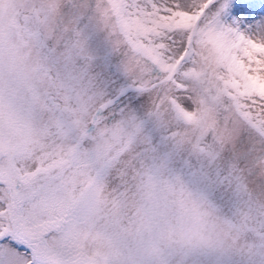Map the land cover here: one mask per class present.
<instances>
[{
	"label": "snow or ice",
	"instance_id": "snow-or-ice-1",
	"mask_svg": "<svg viewBox=\"0 0 264 264\" xmlns=\"http://www.w3.org/2000/svg\"><path fill=\"white\" fill-rule=\"evenodd\" d=\"M0 264H264V0H0Z\"/></svg>",
	"mask_w": 264,
	"mask_h": 264
},
{
	"label": "rangeland",
	"instance_id": "rangeland-1",
	"mask_svg": "<svg viewBox=\"0 0 264 264\" xmlns=\"http://www.w3.org/2000/svg\"><path fill=\"white\" fill-rule=\"evenodd\" d=\"M254 2H256V3H260V2H261V0H254Z\"/></svg>",
	"mask_w": 264,
	"mask_h": 264
}]
</instances>
